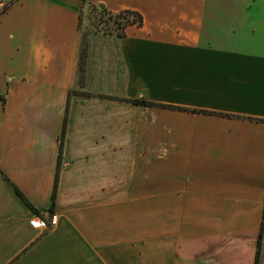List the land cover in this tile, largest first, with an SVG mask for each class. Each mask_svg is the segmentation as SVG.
I'll list each match as a JSON object with an SVG mask.
<instances>
[{"label":"crops","instance_id":"crops-1","mask_svg":"<svg viewBox=\"0 0 264 264\" xmlns=\"http://www.w3.org/2000/svg\"><path fill=\"white\" fill-rule=\"evenodd\" d=\"M88 1L143 16L120 40L116 97L215 114L74 96L49 232L32 225L47 214L0 174V264H255L264 121L250 118L264 120V0ZM11 2L0 15V168L46 211L82 0Z\"/></svg>","mask_w":264,"mask_h":264},{"label":"trees","instance_id":"trees-1","mask_svg":"<svg viewBox=\"0 0 264 264\" xmlns=\"http://www.w3.org/2000/svg\"><path fill=\"white\" fill-rule=\"evenodd\" d=\"M12 3L13 2L4 5L2 9L0 10V15L4 13ZM85 10L89 11L90 13H94L95 16L100 20V22H103L106 25H109L114 29V31L116 32L117 39H118V44H117L118 52L122 60V56L119 50L120 40L125 37L126 35L125 30L128 26H131V25H136L138 27L143 26V23H144L143 16L140 13L136 11H132V10H124L118 13H114V12L107 10L104 7L101 8L100 5H94L90 3L88 0H82V10L80 14V30H82V20H83V15L85 14ZM85 44H86L85 37H83L81 48H80V54H79L76 84L68 92L63 128H62V132L58 139V143H59L58 145V166H57V171L55 175V183H54V189H53L50 207L46 211H42L41 209L35 207L34 204L24 194V192L0 168V174L2 175L4 180L10 185V187L14 190L15 194L20 198V200H22V202L29 208V210L34 215L44 217L46 213L47 216L49 217V219L47 220V223L49 225H51V222L54 218L55 211H56L58 185H59L60 173H61L62 165H63V153H64V146H65V141H66V136H67V130H68L70 104L74 96L96 97L100 99H112L115 101L125 102V103L133 104L136 106H142V107H148V108L175 109V110H182V111H188V112H194V113L215 114L209 111L188 109V108H183V107H175L171 105L155 103L145 98H128L126 96L116 97V96L105 95V94H93V93H88V92L83 91L85 87V77H86V73L88 72V62H89L88 61L89 60L88 49H87V45ZM122 65L124 67L123 61H122ZM125 74H126V71L124 67V77H125ZM1 100H2L3 105H5V99L3 96ZM233 117H236V116H233ZM250 119L256 120V121H264L260 119H252V118ZM263 228H264V224H262L261 226V230H260V234H259V238L257 242L255 264H260V260H261ZM49 231L50 230H48L47 232Z\"/></svg>","mask_w":264,"mask_h":264},{"label":"rangeland","instance_id":"rangeland-1","mask_svg":"<svg viewBox=\"0 0 264 264\" xmlns=\"http://www.w3.org/2000/svg\"><path fill=\"white\" fill-rule=\"evenodd\" d=\"M9 2L10 0H0V10ZM81 32L89 54L88 72L85 77L87 86L83 91L119 95L124 81V67L117 48L116 32L87 10L83 15Z\"/></svg>","mask_w":264,"mask_h":264},{"label":"built area","instance_id":"built-area-1","mask_svg":"<svg viewBox=\"0 0 264 264\" xmlns=\"http://www.w3.org/2000/svg\"><path fill=\"white\" fill-rule=\"evenodd\" d=\"M54 218L51 222V225H49L47 222H45L43 219L41 218H35L34 220H32V225L34 228H37V229H45V230H51L54 226Z\"/></svg>","mask_w":264,"mask_h":264},{"label":"water","instance_id":"water-1","mask_svg":"<svg viewBox=\"0 0 264 264\" xmlns=\"http://www.w3.org/2000/svg\"><path fill=\"white\" fill-rule=\"evenodd\" d=\"M100 7L102 8V7H103V5H100Z\"/></svg>","mask_w":264,"mask_h":264}]
</instances>
